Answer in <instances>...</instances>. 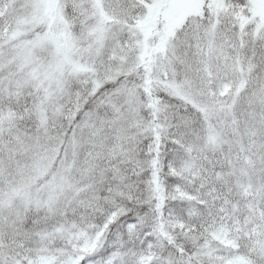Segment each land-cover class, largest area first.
Instances as JSON below:
<instances>
[{
	"label": "snow or ice",
	"instance_id": "1",
	"mask_svg": "<svg viewBox=\"0 0 264 264\" xmlns=\"http://www.w3.org/2000/svg\"><path fill=\"white\" fill-rule=\"evenodd\" d=\"M0 264H264V0H0Z\"/></svg>",
	"mask_w": 264,
	"mask_h": 264
}]
</instances>
